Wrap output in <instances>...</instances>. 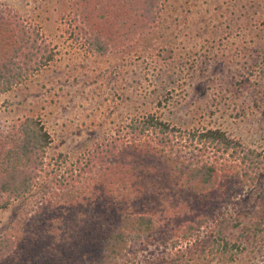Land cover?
<instances>
[{
    "label": "trees",
    "instance_id": "1",
    "mask_svg": "<svg viewBox=\"0 0 264 264\" xmlns=\"http://www.w3.org/2000/svg\"><path fill=\"white\" fill-rule=\"evenodd\" d=\"M164 2L68 0L66 32L85 52L106 55L146 37ZM57 54L39 25L0 2V94ZM51 142L38 116L0 124V212L33 195L0 231V264H135L154 242L177 249L201 235L207 264H232L245 249V231L233 239L229 230L260 195L262 150L152 112L119 123L72 161L61 152L48 159Z\"/></svg>",
    "mask_w": 264,
    "mask_h": 264
},
{
    "label": "rangeland",
    "instance_id": "2",
    "mask_svg": "<svg viewBox=\"0 0 264 264\" xmlns=\"http://www.w3.org/2000/svg\"><path fill=\"white\" fill-rule=\"evenodd\" d=\"M0 2L39 25L58 51L47 67L0 94V124L41 118L52 138L48 159L61 152L72 161L119 123L151 112L183 128H221L264 152V0H165L146 37L106 55L85 52L70 38L68 0ZM263 183L264 157L260 195L229 230L233 239L245 231V249L232 264H258L264 255ZM32 199L0 212V231ZM260 217L262 230L253 234L250 223ZM201 238L177 249L154 242L135 264H207Z\"/></svg>",
    "mask_w": 264,
    "mask_h": 264
}]
</instances>
